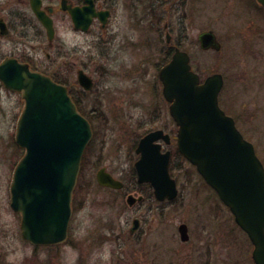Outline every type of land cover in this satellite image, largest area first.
Wrapping results in <instances>:
<instances>
[{"label":"rangeland","instance_id":"rangeland-1","mask_svg":"<svg viewBox=\"0 0 264 264\" xmlns=\"http://www.w3.org/2000/svg\"><path fill=\"white\" fill-rule=\"evenodd\" d=\"M136 1L142 6L150 4V0ZM43 2L55 7L53 47H48L47 36L41 28L40 33L35 34L32 25L35 20L24 5L26 46L25 52L19 55L25 59L33 57L45 72L74 89L79 86L78 64L68 66L71 61L81 66V61L87 60L90 72L95 71L93 68L98 69L97 72L102 71L101 66L104 65L107 75L101 76L95 71V86L80 94L85 110L96 106L98 112L88 116L94 135L82 156L72 196L67 240L57 245L35 246L21 238L19 214L9 205L8 183L10 165L20 155L16 146L11 145V133L22 105L17 94L0 89L2 264H114L112 259L117 257L114 253H141L142 248H147V244L154 241L162 243L155 250L163 253L167 264H254L251 259L253 246L247 241L246 234L235 223L227 207L199 177L195 167L181 157H175L171 162V174L176 178L179 189L174 200L159 202L146 197L132 208L125 202L129 192H148L147 187L138 184L136 176L132 175L138 138L159 127L171 133L175 141L176 126L171 116L155 110L160 96L157 68L153 64L155 53L160 50L155 33H147L143 26L137 24L131 34L137 42L136 55L127 52L122 60L114 59L116 52H108V60L99 59V49L93 46L98 34L96 28L89 33L76 32L68 17L58 8V0ZM160 2L152 0L151 12L165 13L164 8L170 4L168 12L169 22L173 25L172 34L178 36L180 33L181 47L190 54L191 64L200 77L203 79L213 72L222 74L224 83L218 97L219 105L227 114L238 118V128L255 143L264 165V46L258 39V33L249 26L252 19L248 16L253 15L252 8L246 0ZM181 7L185 16L183 20H177L173 15ZM153 23L157 26L156 22ZM207 30L216 35L221 44L219 50L199 46L198 33ZM121 33L125 34L126 30H121ZM18 37L0 38V57L15 55L12 41ZM46 53L50 54L49 59ZM140 58L144 65L139 63ZM106 60L107 63L101 65ZM132 60L137 62V69L129 78L127 70L124 73L118 64ZM172 150L174 152L175 144ZM102 166L114 178L122 180V190L97 183L95 173ZM136 216L142 218L145 230L138 240L127 235L131 220ZM181 222L188 226L190 239L187 242L178 237L177 225ZM110 224L117 227L114 232L119 235L118 240L108 236L107 226ZM100 233H106L109 238L100 239ZM134 241L144 246L141 248L135 244L141 252L137 246H132Z\"/></svg>","mask_w":264,"mask_h":264},{"label":"water","instance_id":"water-1","mask_svg":"<svg viewBox=\"0 0 264 264\" xmlns=\"http://www.w3.org/2000/svg\"><path fill=\"white\" fill-rule=\"evenodd\" d=\"M86 1L89 6L83 7L61 2L76 29L86 30L96 15L90 0ZM257 1L264 6V0ZM30 4L52 39L53 21L41 8L42 0H30ZM199 40L203 49L221 47L211 30L201 32ZM158 77L177 126V150L196 167L246 232L253 245L254 263L264 264V165L233 117L218 103L222 74L213 72L201 80L191 66L189 54L176 48L159 69ZM77 78L84 89L91 87V78L81 70ZM0 82L19 92L24 100L14 132V141L24 152L9 185V205L20 215V235L32 245L63 243L67 239L82 154L92 137L90 122L78 111L65 84L31 69L27 63L13 57L1 60ZM160 138L169 142V135L160 129L139 139V157L134 167L137 181L148 182L156 199L171 200L178 189L169 172L170 151H161L157 142ZM96 181L112 188L123 186L104 167L97 171ZM140 199L141 196L130 193L126 203L131 205ZM178 230L181 239L186 240V224L181 223Z\"/></svg>","mask_w":264,"mask_h":264},{"label":"flooded vegetation","instance_id":"flooded-vegetation-1","mask_svg":"<svg viewBox=\"0 0 264 264\" xmlns=\"http://www.w3.org/2000/svg\"><path fill=\"white\" fill-rule=\"evenodd\" d=\"M157 1H159V0H157ZM160 1H161L160 3H162V4L163 3L167 4V2L169 0H160ZM61 2H62V0H58V3H59L58 8L62 12H64V14L68 17V19L71 22V27L74 31L81 32V33H89L94 28H96V31L98 32V34L96 36V41L94 42L93 46H95L96 48L98 47V49H99V52H98L99 53L98 54L99 59L102 58V59L108 60V55H107L108 52H116L117 55H115L114 59H122V60H124V56H125L124 54H127V52H129L130 54L132 52L134 55H136L135 49L137 48V42L133 39L131 34L133 31H135V29H136L135 27L137 24L143 26L147 33L148 32L150 34L155 33L156 41L160 44L159 53L158 52L155 53L156 61H153L154 62L153 64L157 68L156 77H157V80H158V83L160 86V96L158 98V104L155 105V108H157L155 110L157 111V113L158 112L160 113L161 111L165 112V113H169V102L165 99V97L162 93V84H161V81L158 77V72H159V69L170 59L171 55L174 53L176 48H178L180 50H185L181 47V40L179 38L180 33L177 34L178 36H173V34H172L173 33V30H172L173 25L169 22V19L171 17L169 15L170 11L168 12V10H170V8H171L170 4H167V6L164 8L163 12H165V13L156 14V12H151L152 0H150V4H145L144 6L138 4L136 0H90L92 9L94 12H96V15L92 16L90 24L88 25L87 29L82 30V29H76L75 28L71 14L67 10H63L61 8ZM64 3L66 5L71 6V7L89 6V4H88L89 2H87L86 0H65ZM246 3L249 5V7L252 8V11H253V15L248 16V17H251V19H252V23L249 24V26L252 27L250 29L253 31L255 30L258 33V35H259L258 39L262 42V46H264V6L262 4H260L257 0H246ZM24 5H27L28 10H29L28 12L31 14V18H33V20H35V22L33 21V24H32L34 26L35 34L40 33V28H41V31L43 30V32L46 34V28L41 23V21L37 18V16L34 14L32 8H31L30 0H0V38H6V37L13 36V35L19 36L17 39L12 41L14 48L16 50L15 55L14 54L13 55H5L3 57H0V61L6 57H13L19 62L27 63L31 69L37 70V71L42 72V73L47 74V75H50L52 78L55 79V76L45 72V70H43V68L41 67L40 62H36L33 59V57L27 56V58L25 59L19 55L21 52H25L24 47L26 46V40L24 38V36H25L24 32H25V28H26L25 27V21H24L25 20ZM41 8H43L46 11V13L52 18L53 26H54L53 14L55 11V7L51 4H49V5L44 4V2L42 0ZM174 16H176L177 20H183V18L185 16L184 8L182 9V7H181V9H179V8L176 9V13H174L173 17ZM161 21H163L162 25L159 26V22H161ZM153 22H156L157 26H154L155 24ZM124 29L126 30L125 34L121 33V30L124 31ZM54 35H55V26H54ZM199 35H200V33H198L197 42L199 43V46H200ZM46 36H47V34H46ZM47 39H48V41H47L48 47L49 48L53 47L54 37L52 39H49L47 36ZM209 48H211V47H209ZM43 51H45V49ZM139 51H140V49H139ZM262 52H264V51H262ZM45 56L47 59L50 58V54H48V53H46ZM107 60L105 62H102L101 65L107 63ZM143 61L144 60H142V58L139 59V63L141 65H144L145 62H143ZM190 61H191V56H190ZM116 62H119V60H116ZM136 63L137 62H134L132 60V62H129V63L123 62L121 64H118V66H119V69H122L124 73H125V70H127V72H128L127 75L129 78H131L132 74H135V70L137 69V68H135L137 65ZM75 64H78L77 75H78V72L81 70L88 77L91 78L92 85L89 89H84L79 84L78 78H77V82H78L79 86H77L75 89L72 87H69L67 84L66 85L68 87L69 94L71 95L77 109L90 122L91 129H92V137H93V135H94L93 125H92V122L90 121L88 116L89 115L94 116L95 113L98 112V108L96 106H94V107L89 108V109L86 108V110H85V108L82 106V103H81L82 100L80 99L81 98L80 94H83V93L90 91L95 86L96 81H95L93 75H94V72L95 71L97 72L98 69L93 68L95 71L90 72L87 69V66H88L87 60H82L81 66H80V63H78L76 61L69 62L68 66H72ZM101 68H102V71H98L97 73L99 75L103 76V74H106L107 70H105L104 65L101 66ZM71 70H72V68H71ZM70 71H68V72H70ZM0 89L5 90L9 94H17L20 97L21 105L23 106V98H22L20 93L13 92V91L6 89L1 82H0ZM79 99H80V101H79ZM22 106H21V108H22ZM231 116L233 117L235 125L238 128V118L233 116V115H231ZM16 119H17V117H16ZM16 119H15V123L12 127L11 145L16 146V148H17L16 150H18L20 155L17 156L15 160H13L11 165L9 164L10 165L9 182H10V179L12 177L13 169H14L17 161L19 160V158L23 154V149L21 147H18L14 142L13 135H14V130H15ZM173 122H174V120H173ZM174 124H175V122H174ZM175 126H176V124H175ZM155 129H160L164 133H167L169 135V142L168 143L165 142L162 138L158 139L157 142L160 143L162 152L171 149V151H170V153H171L170 154V160H171L170 164H171V162H173V159L175 157H181V155L177 152V149H176V132H175V138H174L175 141L173 140L172 134L169 132H166V130L164 128H159V127L153 128V129L146 131L144 134H146L147 132H149L151 130H155ZM176 130H177V126H176ZM240 132H241V130H240ZM144 134H142L138 138V140L135 144V147H134V152L136 154V160L139 157V154L136 152L137 143H138L139 139ZM242 135H243V133H242ZM244 138H246L247 140H249L253 144V146L255 148V152H256L255 143L245 136H244ZM6 143L8 144V142H6ZM174 144H175V150L173 152L172 147L174 146ZM256 154H257V152H256ZM102 167H104V166H102ZM102 167H100V168H102ZM97 171H96V173H97ZM105 171H107L106 168H105ZM96 173H95V178H96ZM132 175L136 176V180H137V175H136L134 163H133V167H132ZM116 179H118V178H116ZM118 180H120V179H118ZM120 181L122 182V180H120ZM137 183L147 187V189H148L147 194L148 195L143 190L137 191V193H133V192L127 193L126 197L130 193H132L134 196H141V199L139 201H136L135 203H133L131 205L126 203L127 206L130 208L139 205L141 202H143L146 199V197H149V198L153 197V199H155L159 202L171 201V200L175 199L174 198L171 200H169V199L158 200L154 197L153 189L148 182L139 183L137 181ZM176 183H177V180H176ZM8 186H9V183H8ZM177 186H178V183H177ZM105 187H108V186H105ZM108 188H112V187H108ZM123 188H124V183H123V186L121 188H112V189L122 190ZM210 190L215 195H217L211 188H210ZM126 197H125V202H126ZM142 222H143V220L139 216L132 218L131 225L128 229L127 235H130L132 237L134 236L137 238L136 240H138L139 239L138 236L145 232V230L142 228ZM181 223H184V222H181ZM181 223H179L177 225L178 237L182 242H187L190 239L188 226L185 223L187 226L188 238L186 240H182L181 236L179 234V230H178V227ZM115 228H117V227H115L114 224L108 225L107 230H109V231H108V233L107 232L106 233L108 234V236L112 235L114 239L118 240L119 235L114 232ZM106 233H100V235L98 237L102 240H104V238L105 239L109 238L106 235ZM246 238H247V241L250 242L247 235H246ZM131 244H132V246H137L139 249H140V247L141 248L144 247V246H141L142 244L136 243V241H134ZM135 244H138L140 247L138 245H135ZM158 246L159 247L162 246V243H160V241H158V242L154 241V242H151L150 244H147V248H145V247L142 248L143 249L142 252L140 249L141 253H132V252H125V251L119 252V253L116 252V253H114V256H117V257L113 258L112 261L114 260L113 261L114 264H167L166 260L164 259L163 253L162 252H160V253L156 252L155 249ZM132 248H130V249H132ZM153 251L155 253H153ZM115 259H116V261H115ZM251 259H252V257H251ZM86 260H88V259H86ZM1 261H2V259L0 258V264H2ZM252 262L254 263L253 260H252ZM37 264H40V263L37 262Z\"/></svg>","mask_w":264,"mask_h":264},{"label":"trees","instance_id":"trees-1","mask_svg":"<svg viewBox=\"0 0 264 264\" xmlns=\"http://www.w3.org/2000/svg\"><path fill=\"white\" fill-rule=\"evenodd\" d=\"M57 80V79H56ZM182 159H184L182 156H181ZM82 165V164H81ZM134 175V174H133Z\"/></svg>","mask_w":264,"mask_h":264}]
</instances>
